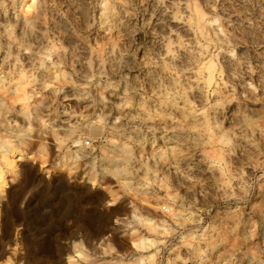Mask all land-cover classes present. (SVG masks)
Segmentation results:
<instances>
[{"label":"clouds","instance_id":"clouds-1","mask_svg":"<svg viewBox=\"0 0 264 264\" xmlns=\"http://www.w3.org/2000/svg\"><path fill=\"white\" fill-rule=\"evenodd\" d=\"M0 264H264V0H0Z\"/></svg>","mask_w":264,"mask_h":264},{"label":"rangeland","instance_id":"rangeland-1","mask_svg":"<svg viewBox=\"0 0 264 264\" xmlns=\"http://www.w3.org/2000/svg\"><path fill=\"white\" fill-rule=\"evenodd\" d=\"M24 177L20 184L13 185L8 189L7 200L2 204L4 212V228L5 231L8 228V218L16 215V207L19 201L23 198L27 188L31 185L35 178V170L30 165H22ZM75 191H83L84 189L75 188ZM66 192V184L62 177H53L51 181V191L45 188H39V190L29 199L26 207L30 212V216L34 217L39 214V211L44 207L49 194L59 198ZM100 195V193H96Z\"/></svg>","mask_w":264,"mask_h":264}]
</instances>
